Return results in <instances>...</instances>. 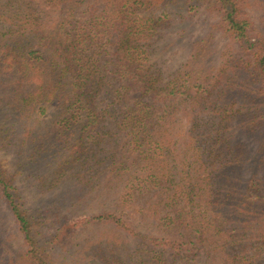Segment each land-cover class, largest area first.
Wrapping results in <instances>:
<instances>
[{
	"label": "trees",
	"instance_id": "trees-1",
	"mask_svg": "<svg viewBox=\"0 0 264 264\" xmlns=\"http://www.w3.org/2000/svg\"><path fill=\"white\" fill-rule=\"evenodd\" d=\"M204 4L216 21L169 64L172 15ZM252 7L0 0V146L20 130L31 162L52 158L55 185L73 179L72 206L90 202L88 221L118 230L63 261L264 264V13L258 27ZM0 197L24 239L18 253L0 239V264H60L68 228L49 229L1 162Z\"/></svg>",
	"mask_w": 264,
	"mask_h": 264
},
{
	"label": "rangeland",
	"instance_id": "rangeland-1",
	"mask_svg": "<svg viewBox=\"0 0 264 264\" xmlns=\"http://www.w3.org/2000/svg\"><path fill=\"white\" fill-rule=\"evenodd\" d=\"M253 5L249 8L258 27L260 17L264 13L260 2L249 0ZM264 5V4H263ZM207 5H201L194 14L172 15L170 29L167 35L161 38L162 43L169 46L165 58L169 64L174 65L184 61L187 50L191 44L200 35H205L210 29V24L216 21L211 18L206 11ZM227 37L221 33L216 36L215 56L219 55L226 43ZM165 44V45H166ZM1 94V93H0ZM1 96V95H0ZM3 97V102H4ZM0 106V124L2 121ZM15 129H18L17 123H12ZM20 130L15 133L13 140L4 146H0V162L8 174L13 177L14 183L19 189L27 207L34 211H39L44 217H47L49 229L56 230L61 227H67L68 232L63 236L58 253H61L60 264H81L68 257V260H62L63 256L69 255V251L76 249L78 243L83 244L86 238H106L117 234L118 230L110 224L105 223L96 225L89 222L88 219L95 212L96 208L90 207V202L86 206H72V202L77 197L74 196V182L68 175L61 181L54 184L51 174L47 170V162H51V157H43L38 162H31L27 157L29 147L22 146ZM82 237L77 240V237ZM0 239L5 242V247L9 252L18 253L24 249L23 236L16 226L14 217L10 209L5 205L0 197ZM70 261V262H69ZM64 262V263H63Z\"/></svg>",
	"mask_w": 264,
	"mask_h": 264
}]
</instances>
